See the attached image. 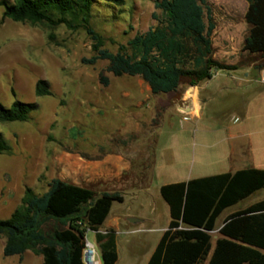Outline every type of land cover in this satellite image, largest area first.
I'll list each match as a JSON object with an SVG mask.
<instances>
[{
    "label": "rangeland",
    "instance_id": "rangeland-1",
    "mask_svg": "<svg viewBox=\"0 0 264 264\" xmlns=\"http://www.w3.org/2000/svg\"><path fill=\"white\" fill-rule=\"evenodd\" d=\"M91 13L90 25L102 36L103 48L115 53L123 46V51L131 53L129 40L156 26L160 10L155 8L154 0H123L120 5L96 0ZM1 17L0 6V102L4 106L14 100L35 102L37 107L26 121H0V131L9 146L0 153V219L8 218L20 204L26 187L41 194L52 178L67 182L78 178L68 164L69 156L81 154L93 159L112 151L115 141L133 133L146 135L145 154L150 152V161L155 157L163 165L158 169L151 165L150 171L144 167L145 172L137 174L148 195L143 209L149 213L156 208V225L165 224L167 219L166 203L159 191L162 184L212 175L224 169L209 147L220 132L208 130L207 126L226 112L227 116L237 115L236 108L228 103L234 94L216 92L213 101L203 104L200 120H184L177 104L182 105L178 99L189 93L188 77L182 79L176 91L155 95L139 76L113 75L107 70L106 59L95 63L84 61L95 51L90 35L79 25L80 19L71 20L67 16L71 24L77 25L71 27L65 23L49 26ZM244 56L228 65H262L258 57ZM100 73L109 78L108 85L100 83ZM38 79L49 82L50 94L35 95ZM206 96L207 91L202 90L201 97ZM77 182L90 184L95 195L112 189V183L93 186L84 178ZM119 191L125 193L126 201H114L113 208H135L136 204L127 201L128 191ZM263 194L261 190L252 197ZM53 224L48 222L46 226ZM140 238L126 233L119 235L116 264H144L147 252L137 243ZM86 239L92 242L93 232H88ZM3 244L4 238L0 236V264H42V257L31 251L21 256H4ZM97 262L101 264L98 250L94 253V264Z\"/></svg>",
    "mask_w": 264,
    "mask_h": 264
},
{
    "label": "trees",
    "instance_id": "trees-1",
    "mask_svg": "<svg viewBox=\"0 0 264 264\" xmlns=\"http://www.w3.org/2000/svg\"><path fill=\"white\" fill-rule=\"evenodd\" d=\"M96 0H0L2 17L17 22L56 26L80 19L93 40L95 54L88 63L106 59L115 76L141 77L155 95L174 92L184 77L190 85L212 77L218 69H233L213 58L212 32L215 27L208 0H154L160 10L157 25L129 40L131 53L123 46L115 53L103 48V38L90 25ZM117 5L123 0H104ZM245 20L251 25L242 49L264 57V0H247ZM99 81L109 84L100 73ZM37 96L51 93L49 82L38 79ZM37 107L35 102H0V121H26ZM9 149L0 131V153ZM264 188V170L247 168L187 181L166 183L160 194L169 206L170 221L146 264H264V198L229 214L219 229L212 248L211 231L228 207ZM120 192L98 195L87 187L52 178L48 188L37 194L26 187L20 204L8 218L0 219L4 238L3 255L31 251L42 264H84L85 231H95L101 264H116L118 250L114 230L100 233V227ZM48 222L57 223L47 227ZM59 225H62L60 227Z\"/></svg>",
    "mask_w": 264,
    "mask_h": 264
},
{
    "label": "crops",
    "instance_id": "crops-1",
    "mask_svg": "<svg viewBox=\"0 0 264 264\" xmlns=\"http://www.w3.org/2000/svg\"><path fill=\"white\" fill-rule=\"evenodd\" d=\"M208 1L212 5L215 22L211 36L213 48L215 49L213 58L227 64H235L237 61H241L242 55H245L244 57H258L263 62L259 67L252 64L248 67L216 70L211 78L191 85L188 88V95L183 93L178 99L182 102V105L178 106L177 104V107L179 112L183 114L182 118L184 120H200L203 104L213 101L216 92L234 94L235 96L232 99H228V103H231V107L236 108L237 115L227 116L229 112H226L221 119L209 123L211 125L207 126L208 130L220 132L218 138L209 147L214 150L213 154L216 160L220 161L224 168L220 173L235 172L247 168L264 170V57L261 53H250L242 49L245 37L251 27L245 20L249 3L247 0ZM202 90L207 91L206 98L201 97ZM190 93L192 96H190ZM178 100L176 101L178 102ZM159 123L156 125H160ZM139 141H142V143L139 144ZM145 141L146 135L144 133L142 135L141 133H133L126 139L115 141L116 147L112 151L100 153L93 159L81 154L68 157V164L73 166L78 177L73 178L70 183L92 190L93 187L90 184L82 185L77 180L88 179L93 186L112 183V189L109 192L118 190L117 192L123 195V201L120 203H124L126 200L125 193L119 190L126 189L128 191L130 200L127 201L136 204L135 208L114 209L112 203L109 214L101 225L99 232L103 233L107 229L114 230L116 244H118L121 233L132 235V238L141 237L137 239V243L146 248L147 253L144 264L147 263L170 221L169 206L165 201L167 216L165 224L156 225V221H158L156 208H151L149 213L146 209H143L148 195L146 187L140 182L141 179L137 174L145 172L144 167H148L150 171L151 165L156 169L163 166L160 161H156L157 158L155 157L153 162L150 161L152 156L150 152L147 155L145 154ZM189 179L192 178L181 181ZM261 190H264V188L258 191ZM258 191L226 208L219 215L215 221L214 229L210 232L212 235V248L215 240L220 236L219 229L229 214L264 198V194L252 197ZM128 217L137 218V221L130 223L127 220ZM92 242L100 254L97 234L94 232Z\"/></svg>",
    "mask_w": 264,
    "mask_h": 264
},
{
    "label": "built area",
    "instance_id": "built-area-1",
    "mask_svg": "<svg viewBox=\"0 0 264 264\" xmlns=\"http://www.w3.org/2000/svg\"><path fill=\"white\" fill-rule=\"evenodd\" d=\"M263 81H264V78H263ZM88 232H94L95 233V231L90 230L89 228H87L85 231V237H84L85 247L83 249V261H84V264H94V253H95L96 249H95L93 242L86 239V235ZM105 232H106V230L103 233H105ZM87 254H88V256H87ZM97 264H99V262H97Z\"/></svg>",
    "mask_w": 264,
    "mask_h": 264
},
{
    "label": "water",
    "instance_id": "water-1",
    "mask_svg": "<svg viewBox=\"0 0 264 264\" xmlns=\"http://www.w3.org/2000/svg\"><path fill=\"white\" fill-rule=\"evenodd\" d=\"M127 220L130 222V223H134L137 221V218H134V217H128Z\"/></svg>",
    "mask_w": 264,
    "mask_h": 264
},
{
    "label": "bare ground",
    "instance_id": "bare-ground-1",
    "mask_svg": "<svg viewBox=\"0 0 264 264\" xmlns=\"http://www.w3.org/2000/svg\"><path fill=\"white\" fill-rule=\"evenodd\" d=\"M190 96H192V94L190 93ZM87 256H88V254H87Z\"/></svg>",
    "mask_w": 264,
    "mask_h": 264
}]
</instances>
